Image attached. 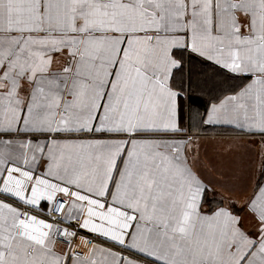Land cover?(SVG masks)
I'll return each mask as SVG.
<instances>
[{
	"label": "snow or ice",
	"instance_id": "6c2138e0",
	"mask_svg": "<svg viewBox=\"0 0 264 264\" xmlns=\"http://www.w3.org/2000/svg\"><path fill=\"white\" fill-rule=\"evenodd\" d=\"M0 264H264V0H0Z\"/></svg>",
	"mask_w": 264,
	"mask_h": 264
}]
</instances>
